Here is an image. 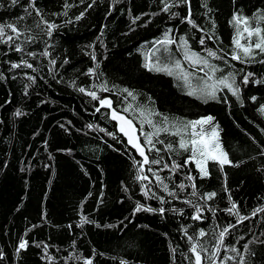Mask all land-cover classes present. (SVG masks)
Listing matches in <instances>:
<instances>
[{
	"label": "trees",
	"instance_id": "obj_1",
	"mask_svg": "<svg viewBox=\"0 0 264 264\" xmlns=\"http://www.w3.org/2000/svg\"><path fill=\"white\" fill-rule=\"evenodd\" d=\"M237 16L264 29V0H0V264H194L196 241L210 264L226 227L216 264H264V54L238 52L233 40L247 34L237 37ZM165 66L173 74L156 70ZM105 99L137 125L149 163ZM166 116L213 117L202 127L218 128L232 163L208 161L203 176L191 145L179 146L191 127Z\"/></svg>",
	"mask_w": 264,
	"mask_h": 264
},
{
	"label": "snow or ice",
	"instance_id": "obj_2",
	"mask_svg": "<svg viewBox=\"0 0 264 264\" xmlns=\"http://www.w3.org/2000/svg\"><path fill=\"white\" fill-rule=\"evenodd\" d=\"M185 2H187V0H185ZM12 3L15 4L16 0H12ZM172 5H169L167 3H165V7H164V11H168L169 8ZM66 7H69V5H66ZM77 19H79V17H77ZM259 19H264V17H260ZM188 23L193 24L194 22L189 19ZM241 23L244 24V28L241 31V29L239 27H237V37H241L243 36L244 33L247 34V44H242L240 42V38H235L233 40V43L236 47V49L238 50V52H242L243 56L245 58L251 57L253 56V52L254 50H259V52L261 54H264V29H262L259 25V23H257V25L255 27H252L249 24V18H242L237 16L235 18V24L236 25H240ZM195 26V25H194ZM7 28H10L12 30V32H16L18 34V30L17 28L12 25V24H8L6 26ZM50 28L52 27H56L55 25H49ZM5 25L0 24V37H3L5 35V31H4ZM255 36L256 40L255 43H253L252 41V37ZM8 40H12L13 37L12 36H8L7 37ZM182 41V46L187 49L188 48V43L187 40L184 39L183 37L181 38ZM159 43L163 44V45H170V44H174L176 43V41L171 40L169 38H165L164 40L160 41ZM201 44L204 43V40L200 41ZM180 45H178L179 47ZM17 50H20L19 48ZM209 55L215 57L216 53L209 50ZM233 59L235 60H241V56L239 54H233L232 56ZM184 59L185 60H189L193 65L199 64V63H204L207 64L206 60H203L199 57V54L197 53H190L189 51H185L184 53ZM243 62V61H242ZM261 63H264V60L260 61ZM14 66H18V65H14ZM28 67H31V65H27ZM175 68L177 69H181L182 70V66H181V62L179 60L175 61ZM156 70L158 71H167L168 74H173L171 68H168L167 66L161 68V67H156ZM217 69L215 67L212 68V71L215 72ZM182 75L183 78L187 81L188 80V76L190 75L189 73L183 72L182 70ZM232 74L229 73V76H231ZM249 76L252 75L251 73L248 74ZM248 82V77L246 76L244 78V83ZM220 84H223L225 87H227L230 91H232L233 95H237L238 93V89H233V84L228 82V78L225 77L223 79H221L219 81ZM211 87V91L207 92L206 95L212 97L213 99L216 98V91H215V86H210ZM106 90V89H105ZM81 92L84 91L83 88L80 89ZM125 92H128L127 89H124ZM130 96L133 95L131 92L128 93ZM188 95H194L196 94V90L192 89L190 90L188 93ZM89 95H91L94 99L96 98V94L95 93H89ZM102 105H107L109 107H111V101L109 100H101L100 101ZM205 102H207V100H205ZM128 109H125V111H127ZM262 111H264V109H262ZM143 114V113H142ZM157 115H159V113H156ZM17 115H19V113H17ZM112 119H118L121 121V125H120V131L124 132L125 135L128 137V142L131 143L133 145V147H135L137 149V151L139 152V154L144 157V161L143 163L147 164L149 163L148 157L145 155V152L143 150L142 145L138 142V137H136L135 135V129H134V125L132 123L131 120L123 117V116H119L115 111H113L112 113ZM214 118L209 116V117H205V118H201L199 120H195V121H188L187 124L185 125V127H191L192 131V139L190 141H185L183 138H181V140L179 141V146L180 148H183L185 150H188L189 148V144L191 145V159H193L197 165V167L199 168L201 174L203 176H207L208 175V170L206 168V164L208 163V161H213L216 162L218 164H220L221 166L225 165V164H231L232 162L228 159V154L226 152L223 151L222 146L219 142V134L218 132L215 130V127L210 131V132H205V130L203 129V127H201V130L199 132H196V128L197 126H203V125H207L210 124V122L213 120ZM164 120L167 121V117H164ZM149 124H152L151 120H148ZM127 126V127H126ZM154 126V125H153ZM155 127V126H154ZM160 131H168L167 128L165 129H156V133L155 134H159ZM174 134H179V133H174ZM147 144L149 145H153V141L151 138V135H148L145 137ZM160 143H163V141H160ZM154 147V145H153ZM167 147L169 149L172 148L171 144H168ZM152 163H159L158 160H153L151 161ZM238 166V165H236ZM146 178V177H145ZM159 179V178H157ZM191 179V178H190ZM181 187H183V185H181ZM165 190H167V186H165ZM195 194V193H194ZM216 195V193H210L208 194V198L211 199L212 197H214ZM237 206L235 204L232 205V208L228 209V211L231 213L233 212V209H236ZM142 208L141 206H138L135 211H141ZM145 210H149L151 211L152 209H145ZM161 213H163L164 209L161 208L159 210ZM257 211H264V209H258ZM197 212H199V209H197ZM253 215H255V212L253 213ZM194 219H201L200 215H196L195 217H193ZM248 217H240V220L243 221L244 219H247ZM84 222H87V218H84ZM230 227H235L234 225L230 226ZM229 234V229L226 227L224 228L222 231L219 232V243H217L216 245H214V249L215 251H213L207 258L210 261V264H216V260L220 259L218 253L221 249V247L223 246V242H224V237ZM206 235H208L203 229L199 230L198 232V236L203 238ZM241 239H243V237H241ZM188 240L192 241L194 240L193 236H188ZM27 242H22L20 244L21 248H24L26 246ZM245 251H247V245L244 246ZM190 251L194 254V264H202V260H203V256H202V252H208L209 249L207 247H205V245L201 244L199 241H196L195 243L192 244ZM231 251L235 252L238 256L240 255V251L239 249L233 247L231 248ZM228 259H235V257H225L224 260H228ZM86 264H92L91 260H88L86 262ZM223 264V262H222ZM239 264H244L243 258H241V260L239 261Z\"/></svg>",
	"mask_w": 264,
	"mask_h": 264
},
{
	"label": "water",
	"instance_id": "obj_3",
	"mask_svg": "<svg viewBox=\"0 0 264 264\" xmlns=\"http://www.w3.org/2000/svg\"><path fill=\"white\" fill-rule=\"evenodd\" d=\"M101 108L109 109L110 112H111V115H112L113 111H115L119 116H123V117H125V118L131 120L132 123H133V125H134L135 135H136V137H138V142L142 145L143 150H144V152H145V145H144L143 142H142V139H141V136H140V133H139V129H138L137 125L134 123V121H133L130 117H128L126 114H124V113H122V112H120V111H117V110L114 108V106H113L112 103H111V107H109V106H107V105H102V104H101ZM113 120H114V119H113ZM114 121L118 124V126H119V128H120L121 121L118 120V119H115ZM126 127H127V126H126ZM121 133L123 134L124 138H125V139L127 140V142H128V137L125 135V133H124V132H121ZM128 144H129L134 150L137 151V149H136L135 147H133V145H132L131 143L128 142ZM137 152H138V151H137ZM138 153H139V152H138Z\"/></svg>",
	"mask_w": 264,
	"mask_h": 264
},
{
	"label": "rangeland",
	"instance_id": "obj_4",
	"mask_svg": "<svg viewBox=\"0 0 264 264\" xmlns=\"http://www.w3.org/2000/svg\"><path fill=\"white\" fill-rule=\"evenodd\" d=\"M179 70L178 69H175L174 70V74L175 73H177ZM167 118H168V120L169 121H175V122H178L179 124H184V125H186L187 124V122L188 121H195V120H199V119H201V118H199V119H195V120H183V119H180V118H173V117H168V116H166ZM207 117H209V116H207ZM202 118H205V117H202ZM202 126H197V128H196V130H197V132H199L200 131V128H201ZM215 127V130L218 132V134H219V131H218V128L216 127V126H212V127H210L209 129H205V132H210L213 128ZM192 130V129H191ZM193 131V130H192ZM223 149V148H222ZM224 151V150H223ZM206 168H207V164H206Z\"/></svg>",
	"mask_w": 264,
	"mask_h": 264
}]
</instances>
